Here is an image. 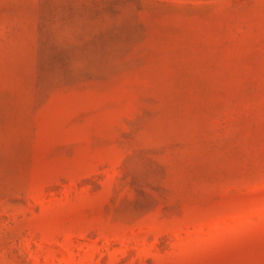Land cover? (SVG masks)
Wrapping results in <instances>:
<instances>
[{"label":"rangeland","instance_id":"rangeland-1","mask_svg":"<svg viewBox=\"0 0 264 264\" xmlns=\"http://www.w3.org/2000/svg\"><path fill=\"white\" fill-rule=\"evenodd\" d=\"M0 264H264V0H0Z\"/></svg>","mask_w":264,"mask_h":264}]
</instances>
